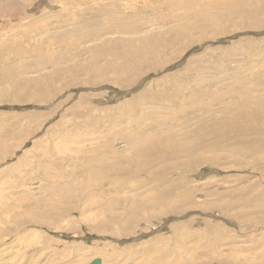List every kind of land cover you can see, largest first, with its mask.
I'll return each instance as SVG.
<instances>
[{"label":"rangeland","instance_id":"obj_1","mask_svg":"<svg viewBox=\"0 0 264 264\" xmlns=\"http://www.w3.org/2000/svg\"><path fill=\"white\" fill-rule=\"evenodd\" d=\"M16 1L0 264H264V0Z\"/></svg>","mask_w":264,"mask_h":264},{"label":"bare ground","instance_id":"obj_2","mask_svg":"<svg viewBox=\"0 0 264 264\" xmlns=\"http://www.w3.org/2000/svg\"><path fill=\"white\" fill-rule=\"evenodd\" d=\"M13 1H15V2H17L16 0H13ZM164 1V0H163ZM165 1H167V0H165ZM160 3V2H159ZM150 5V4H149ZM1 6V5H0ZM253 11V10H252ZM254 11H255V9H254ZM249 17V16H248ZM111 22V21H110ZM81 23V22H80ZM105 24V23H104ZM142 24V23H141ZM77 25V24H76ZM83 25V24H82ZM79 26V25H78ZM142 26V25H141ZM77 27V26H76ZM80 27V26H79ZM74 29V28H73ZM78 29V28H77ZM161 29V28H160ZM113 30V29H112ZM119 30V29H118ZM73 31V30H72ZM120 31V30H119ZM118 31V32H119ZM166 33V32H165ZM165 40V39H164ZM141 42V41H140ZM161 57V56H160ZM161 60V59H160ZM120 66V65H119ZM124 66V65H123ZM252 75H254V73L253 72H251V73H249V76H252ZM202 82H204V84H206V86H211L212 85V83L214 82V79L213 78H211V79H202L201 80ZM201 81H200V83H201ZM201 84H203V83H201ZM200 84V85H201ZM200 85H198V86H200ZM207 88V87H206ZM230 88H231V86H228V87H226V89H225V91H228V90H230ZM220 90V89H219ZM202 91H203V87H200L199 89H198V93L200 92V93H202ZM218 91V90H217ZM224 91V92H225ZM205 92V91H204ZM220 92V91H219ZM215 93V92H214ZM204 94V93H203ZM203 94H200V96H198V98L199 97H201V98H203L204 99V95ZM215 94H217V93H215ZM247 94H250V93H247ZM207 95V94H206ZM236 95V94H235ZM254 95V94H253ZM209 96V95H208ZM211 96H213V95H211ZM216 96V95H215ZM219 97V96H218ZM254 97H261V96H254ZM198 98H196L197 100H198ZM223 98V97H222ZM241 99V98H240ZM243 99V98H242ZM200 101H202L201 99H199ZM199 100H198V102H199ZM195 103H197V102H195ZM202 105H204V104H202ZM199 106H201V104L199 105ZM207 106V105H206ZM258 106L259 105H256V103L254 104V105H252V106H250V107H247V112H249L250 110H252V114L254 115V114H256L257 112H258V110H257V108H258ZM260 106H261V104H260ZM260 106H259V108H260ZM202 107V106H201ZM204 107V106H203ZM210 107V106H209ZM243 108H245V107H242V109ZM124 112V111H123ZM241 112V114H247V112H245V110H241L240 111ZM250 114V113H249ZM138 115H139V113H138ZM251 115V114H250ZM152 122V121H151ZM144 128V127H143ZM171 144V143H170ZM175 145H176V143H175ZM175 145L173 144V146H174V152L170 155V156H172V157H178L179 156V152H178V150L179 149H176V147H175ZM182 145V144H181ZM180 145V146H181ZM171 146V145H170ZM177 146V145H176ZM184 146V147H183ZM183 148L185 149L186 147V145L185 144H183ZM147 147V146H146ZM149 147V146H148ZM153 147V146H152ZM151 146H150V148H152ZM157 149V148H156ZM183 149V150H184ZM165 149H163V151H164ZM167 150V149H166ZM182 150V151H183ZM153 151V150H152ZM161 151H162V149H161ZM168 151V150H167ZM171 151H172V149H171ZM151 152V151H150ZM158 152V151H157ZM169 152V151H168ZM158 155L159 156H163L162 154H161V152H160V148H159V152H158ZM164 155L165 156H167V153H165L164 152ZM141 200V199H140ZM136 202V201H135Z\"/></svg>","mask_w":264,"mask_h":264},{"label":"water","instance_id":"obj_3","mask_svg":"<svg viewBox=\"0 0 264 264\" xmlns=\"http://www.w3.org/2000/svg\"><path fill=\"white\" fill-rule=\"evenodd\" d=\"M96 263V262H95Z\"/></svg>","mask_w":264,"mask_h":264}]
</instances>
